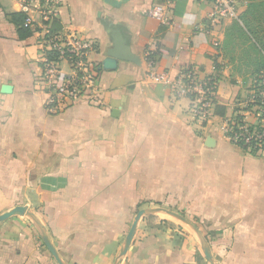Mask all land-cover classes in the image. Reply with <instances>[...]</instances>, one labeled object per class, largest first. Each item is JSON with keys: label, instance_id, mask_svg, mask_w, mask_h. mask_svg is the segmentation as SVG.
Segmentation results:
<instances>
[{"label": "crops", "instance_id": "0c3cea01", "mask_svg": "<svg viewBox=\"0 0 264 264\" xmlns=\"http://www.w3.org/2000/svg\"><path fill=\"white\" fill-rule=\"evenodd\" d=\"M60 1L62 32L98 45L89 58L102 68L99 103L47 113L36 34L44 2L28 0L25 12V0H0V215L33 209L66 263L113 264L137 212L164 208L196 223L219 264H264V154L244 151L223 133L255 76L227 54L236 22L251 21L252 1L218 20L209 1L171 0V26L149 15L165 0ZM16 14L35 23L23 40ZM118 35L137 63L105 64ZM185 68L218 79L221 108L212 109L202 132L192 124L190 101L171 93ZM62 71L70 74L66 63ZM0 264L57 263L33 225L13 216L0 224ZM123 264L207 261L186 231L146 217Z\"/></svg>", "mask_w": 264, "mask_h": 264}, {"label": "built area", "instance_id": "2783aa9c", "mask_svg": "<svg viewBox=\"0 0 264 264\" xmlns=\"http://www.w3.org/2000/svg\"><path fill=\"white\" fill-rule=\"evenodd\" d=\"M213 4V19L235 17L242 0H204ZM41 9L43 21L50 24L57 19L60 0H43ZM171 0L152 7L149 15L163 25L171 26L168 16ZM29 11L28 0L23 6ZM50 24L36 31L39 35L41 51V74L38 83L47 95L45 109L50 115H58L77 102L84 101L96 107L101 95V72L99 64L92 62L89 56L97 51L98 45L78 32L57 35L51 32ZM27 25L34 27V21L28 17ZM47 51H55L58 56L50 60ZM66 63L70 74L62 71ZM152 78L163 80V75H151ZM167 83V82H166ZM218 91V81L214 78L200 79L193 69H183L171 84V93L176 100L186 98L190 101L189 113L192 124L202 132L208 125L215 107L214 100ZM238 117L241 118L238 121ZM224 136L234 145L246 152L260 156L264 154V70L254 76L253 82L244 99L235 104L230 117L225 119ZM245 151V150H244Z\"/></svg>", "mask_w": 264, "mask_h": 264}, {"label": "water", "instance_id": "95a60500", "mask_svg": "<svg viewBox=\"0 0 264 264\" xmlns=\"http://www.w3.org/2000/svg\"><path fill=\"white\" fill-rule=\"evenodd\" d=\"M115 42L116 49L111 53V58L113 59H109L105 64L111 63V61L114 59H121L134 63L138 62L137 59L130 53L129 48L121 35L115 37ZM13 216H21L27 219L33 225L57 264H68L57 252L48 231L46 230L42 221L37 217L33 209L28 207H16L12 211L0 215V224ZM146 217H155L162 221L171 222L177 225L186 231L197 242L207 261V264H219L213 255L209 241L202 230L196 225V223L178 212L170 211L164 208H146L137 212L113 264H123L127 252L134 241L139 224Z\"/></svg>", "mask_w": 264, "mask_h": 264}, {"label": "rangeland", "instance_id": "374dc122", "mask_svg": "<svg viewBox=\"0 0 264 264\" xmlns=\"http://www.w3.org/2000/svg\"><path fill=\"white\" fill-rule=\"evenodd\" d=\"M251 1L248 6V15L251 21L246 23L242 18L246 25L236 22L237 26L233 28V37L229 39L227 46L229 57L235 59L234 62L238 70L241 73H247V75L264 66V57L251 41L252 37L255 39L254 35L256 34L264 44V0ZM249 31L253 33V36H250Z\"/></svg>", "mask_w": 264, "mask_h": 264}, {"label": "trees", "instance_id": "16d2710c", "mask_svg": "<svg viewBox=\"0 0 264 264\" xmlns=\"http://www.w3.org/2000/svg\"><path fill=\"white\" fill-rule=\"evenodd\" d=\"M246 1V0H244ZM14 20L16 21L17 25H18V37L19 39H25L29 36L32 35V28L30 27V25H27V19L28 16L26 14H16L13 16ZM50 23L48 21H43V26L49 25ZM50 28H51V32L55 35H57L59 32L62 31V28L59 27L58 21L57 20H53V22L50 24ZM36 31H41V28L37 29ZM46 56L48 57V59L50 60H55L58 56V53L55 51H47L46 52ZM219 67H217L218 69ZM192 69V68H189ZM262 70H264V66L259 68L257 71L254 72V75H258ZM210 78H214L215 80H218L217 78H215L214 76H211ZM214 105L216 110L220 109L221 107L219 105H217L216 101L214 100ZM218 114V112H217ZM224 116V115H221ZM241 118L238 117V121H240ZM243 150H247L246 148H244Z\"/></svg>", "mask_w": 264, "mask_h": 264}]
</instances>
